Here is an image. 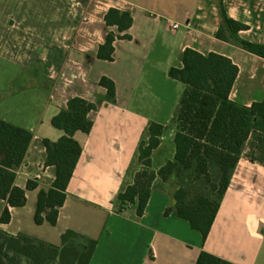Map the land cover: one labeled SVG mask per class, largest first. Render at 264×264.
<instances>
[{
    "label": "crops",
    "instance_id": "crops-1",
    "mask_svg": "<svg viewBox=\"0 0 264 264\" xmlns=\"http://www.w3.org/2000/svg\"><path fill=\"white\" fill-rule=\"evenodd\" d=\"M221 4L222 9L218 0H0V120L32 134L14 180L25 190L26 203L9 208L10 222L0 224V231L55 247L72 231L78 236L67 246L83 251L96 241L89 264H195L202 252L230 264H264V164L239 159L205 240L186 221L164 216L173 184L158 177L143 216L133 206L121 213L115 206L142 169L137 149L148 141L149 125H170L174 109L163 111L157 100L173 91L176 107L184 85L168 71L182 68L184 50L231 61L238 69L232 102L249 107L264 99V59L216 38L224 12L246 27L238 32L240 40L264 45V0ZM110 9L129 13L132 25L125 32L129 40L113 43L108 62L96 55L107 33H117L104 22ZM169 23L178 30L172 32ZM102 77L114 84V105L105 102ZM73 98L96 107L88 115L92 128L73 136L82 152L56 225H36L37 195L55 179L54 167L45 165L43 140L63 136L51 120ZM174 132L160 138L151 171L173 161ZM28 182L37 188L27 191ZM5 207L0 200V216Z\"/></svg>",
    "mask_w": 264,
    "mask_h": 264
},
{
    "label": "trees",
    "instance_id": "trees-1",
    "mask_svg": "<svg viewBox=\"0 0 264 264\" xmlns=\"http://www.w3.org/2000/svg\"><path fill=\"white\" fill-rule=\"evenodd\" d=\"M218 5L222 9L221 0ZM108 32L105 42L98 48L97 58L111 62L113 43L129 40L125 33L132 25L129 13L110 9L104 16ZM245 26L229 19L223 12L218 40L264 59V45H255L238 38ZM182 68H171L168 77L184 85L168 126L151 123L148 141L137 149L142 169L136 173L133 184L115 198L119 213L133 206L137 217L144 214L156 177L171 182L169 205L164 216L186 221L202 239L208 236L222 198L229 186L236 164L241 157L252 163L264 164V99L249 107L240 106L229 99L238 69L231 61L217 54L203 56L186 49L180 56ZM99 85L106 90L105 102L115 104V88L111 80L102 77ZM96 107L80 98L67 102L51 120V126L63 136L56 142L43 140L46 166L55 169V179L48 191H39L33 221L36 225L47 222L55 226L58 211L66 199V189L72 178L82 149L73 139L77 132L88 134L92 122L88 115ZM174 129V157L157 172L150 170L151 155L160 144V138ZM32 134L22 128L0 120V200L6 207L0 224L10 222L9 208L23 207L25 190L14 185L15 174L23 162ZM37 188L28 182L26 190ZM47 211L46 214H44ZM78 235L67 231L61 236L62 245L55 247L25 235L9 236L0 231V264H89L96 241H89L85 250L67 246L69 239ZM195 264H230L202 252Z\"/></svg>",
    "mask_w": 264,
    "mask_h": 264
},
{
    "label": "rangeland",
    "instance_id": "rangeland-1",
    "mask_svg": "<svg viewBox=\"0 0 264 264\" xmlns=\"http://www.w3.org/2000/svg\"><path fill=\"white\" fill-rule=\"evenodd\" d=\"M174 100H175V94L174 92H170L168 95H166V97L164 99H160V100H157L158 104H160L161 106V109L163 111H168L171 110L172 108L175 110L176 107H173L174 106ZM156 102V100H154ZM172 109V110H173Z\"/></svg>",
    "mask_w": 264,
    "mask_h": 264
},
{
    "label": "built area",
    "instance_id": "built-area-1",
    "mask_svg": "<svg viewBox=\"0 0 264 264\" xmlns=\"http://www.w3.org/2000/svg\"><path fill=\"white\" fill-rule=\"evenodd\" d=\"M168 26H169V29H170L172 32L177 31L178 28H179L177 24H173V23H169Z\"/></svg>",
    "mask_w": 264,
    "mask_h": 264
}]
</instances>
